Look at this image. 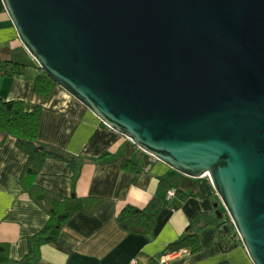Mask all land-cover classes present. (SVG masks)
I'll return each instance as SVG.
<instances>
[{
  "label": "water",
  "instance_id": "obj_1",
  "mask_svg": "<svg viewBox=\"0 0 264 264\" xmlns=\"http://www.w3.org/2000/svg\"><path fill=\"white\" fill-rule=\"evenodd\" d=\"M3 2L38 68L106 126L209 176L264 264V0Z\"/></svg>",
  "mask_w": 264,
  "mask_h": 264
},
{
  "label": "crops",
  "instance_id": "obj_2",
  "mask_svg": "<svg viewBox=\"0 0 264 264\" xmlns=\"http://www.w3.org/2000/svg\"><path fill=\"white\" fill-rule=\"evenodd\" d=\"M0 57L32 64L23 75L0 78V96L42 106L40 140L80 157L81 165L75 168L60 158H48L34 183L64 198L76 194L102 200L93 214L75 213L58 239L35 243L60 211L51 213L22 192L19 180L28 156L13 136L0 131V243L10 245L13 260L26 257L35 243L32 264H254L243 245L222 249L220 218L214 207L219 203L222 209L223 205L209 178L187 176L134 146L59 85L49 98L32 93L39 68L33 66L36 60L21 42L3 0ZM107 153H113L115 160H97ZM126 158L152 168L136 179L134 171L123 166ZM162 176L185 192L199 195L184 201L179 194L169 198L171 187L161 184ZM154 197L162 198L166 207L149 236L128 233L119 225L117 216L126 204L144 207ZM180 201L183 206L174 209L173 204ZM200 212L210 213V223L201 232L203 250L194 254L184 249L163 261L165 248L186 232L190 219Z\"/></svg>",
  "mask_w": 264,
  "mask_h": 264
},
{
  "label": "trees",
  "instance_id": "obj_3",
  "mask_svg": "<svg viewBox=\"0 0 264 264\" xmlns=\"http://www.w3.org/2000/svg\"><path fill=\"white\" fill-rule=\"evenodd\" d=\"M32 66L27 62L19 60H9L0 57V78L23 75L28 67ZM38 68V64L35 65ZM58 83L55 82L45 71L39 69V73L32 83V93L49 98ZM43 107L40 105H30L28 100L4 99L0 96V131L13 136L17 140L18 147L26 153L28 161L22 177L19 180L22 192L30 197L51 213L60 211L53 225L46 228L37 238L35 243L46 240H56L67 225L70 218L77 212L93 214L99 208L102 200L73 195L71 198H64L58 194L50 192L36 185L33 178L37 176L46 161L50 157H57L69 163L70 167H80V157L64 152L59 148L43 143L40 140V128L42 123ZM105 125V124H104ZM106 126V125H105ZM134 146H136L134 144ZM113 153L103 154L97 160H115ZM123 166L131 169L135 173L136 179L147 166L132 158L124 159ZM162 185L176 189L184 201L188 196H197L199 192H185L179 186L172 184L166 176L160 178ZM183 206V202H175L173 208L178 210ZM166 207L165 202L160 197H154L146 206L129 203L119 212L117 220L119 225L128 233L149 236L157 225L158 218L162 210ZM216 209V208H215ZM226 210V209H225ZM224 212H227L225 211ZM210 223V213L200 212L195 214L189 221L186 232L177 240L170 243L163 253L180 252L187 249L197 254L203 250L201 232ZM218 227L221 233V247L225 251L233 250L243 245L242 239L237 232L229 214L218 220ZM35 243L30 252L23 259L16 261L10 256V245L0 243V264H32V259L36 254ZM229 264V263H224Z\"/></svg>",
  "mask_w": 264,
  "mask_h": 264
},
{
  "label": "built area",
  "instance_id": "obj_4",
  "mask_svg": "<svg viewBox=\"0 0 264 264\" xmlns=\"http://www.w3.org/2000/svg\"><path fill=\"white\" fill-rule=\"evenodd\" d=\"M152 168V165L149 164L147 165V170H150ZM176 194V189L173 188L169 194V198L173 197ZM174 254L173 253H169L165 256L162 257L163 261H168L169 258H171Z\"/></svg>",
  "mask_w": 264,
  "mask_h": 264
},
{
  "label": "rangeland",
  "instance_id": "obj_5",
  "mask_svg": "<svg viewBox=\"0 0 264 264\" xmlns=\"http://www.w3.org/2000/svg\"><path fill=\"white\" fill-rule=\"evenodd\" d=\"M138 147V146H137ZM205 177H207V178H209V176H205ZM210 179V178H209ZM172 190V189H171ZM223 205V204H222ZM215 208V207H214ZM219 209H220V207H219ZM218 210V208H216V211ZM221 210V213H222V215H223V217L226 215V214H229L228 212H224V210H225V207L224 206H222V209H220ZM226 211V210H225ZM221 219V218H220ZM219 220V219H218ZM220 229V228H219ZM221 234V233H220ZM240 236V235H239ZM202 238V237H201ZM202 244H203V242H202ZM231 251V250H230ZM169 253H173V254H177L178 252H169ZM169 253H163V255H162V257L163 256H165V255H167V254H169ZM174 256H172L171 258H169L168 260H171L172 258H173Z\"/></svg>",
  "mask_w": 264,
  "mask_h": 264
}]
</instances>
